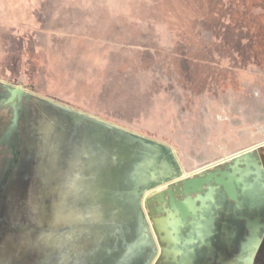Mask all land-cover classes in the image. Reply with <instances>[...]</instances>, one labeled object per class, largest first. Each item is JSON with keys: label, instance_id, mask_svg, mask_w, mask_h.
Here are the masks:
<instances>
[{"label": "rangeland", "instance_id": "obj_1", "mask_svg": "<svg viewBox=\"0 0 264 264\" xmlns=\"http://www.w3.org/2000/svg\"><path fill=\"white\" fill-rule=\"evenodd\" d=\"M263 163L264 0H0V264H171L153 196L234 165L178 248L247 264Z\"/></svg>", "mask_w": 264, "mask_h": 264}, {"label": "flooded vegetation", "instance_id": "obj_2", "mask_svg": "<svg viewBox=\"0 0 264 264\" xmlns=\"http://www.w3.org/2000/svg\"><path fill=\"white\" fill-rule=\"evenodd\" d=\"M264 165V163H263ZM234 170H237V175L239 177V180L241 182L245 172H247V168H236V166H233ZM230 175L233 174V172H229ZM239 182V184H240ZM206 185V190L203 194L198 192L197 194H187L184 197H182L187 204L188 210H189V216L184 218L179 213V210L171 209L169 206V203H163V210L161 213L153 214L152 216H149V221L152 226V229L155 231V234L157 235L158 242L164 243V246L161 248V252L166 255V257L169 258L171 256L172 260H170L171 264H181L182 262V253L179 251L178 244L181 243V237H180V228L183 225L184 220L187 219H193L197 216L198 210L202 208V204L206 202L208 198H212L215 185H219L223 188L221 184H215L213 182ZM225 191V189L223 188ZM236 198L238 197L239 192L241 189L238 188V185L236 186ZM226 195L229 197L228 193L225 191ZM148 195V194H147ZM233 199V200H236ZM232 199V198H230ZM199 201V202H198ZM243 218V217H242ZM245 218V217H244ZM162 223V224H161ZM161 225V226H160ZM244 226L247 230V236L246 238L241 242L239 254L237 256V259H241L243 262L249 264L254 263L258 260L259 255L264 254V239L260 238L258 236L259 228H261L262 224L258 221L257 218L249 219L245 218ZM253 250V253L249 254L246 252ZM232 258L226 260L224 264H231Z\"/></svg>", "mask_w": 264, "mask_h": 264}, {"label": "water", "instance_id": "obj_3", "mask_svg": "<svg viewBox=\"0 0 264 264\" xmlns=\"http://www.w3.org/2000/svg\"><path fill=\"white\" fill-rule=\"evenodd\" d=\"M10 94L11 97L9 100H12L14 97H17V99L20 100L24 95V92L20 86H15L10 89ZM230 171L233 172L232 175H230ZM237 173V170H234L232 167V170L216 169L204 175L201 174L198 176L182 178L180 185H175L174 188L168 187L165 190L159 191L153 196L158 202L155 210L157 213H161L163 210L162 204L168 202L171 209L177 208L184 219L189 216V210L186 201L183 198H178L177 196L182 195L184 197L187 194H197L204 189V186L211 182H214L215 184H221L228 193L229 197L235 199L237 194L236 186L239 185L240 182ZM150 199L145 203L151 208L152 204Z\"/></svg>", "mask_w": 264, "mask_h": 264}, {"label": "bare ground", "instance_id": "obj_4", "mask_svg": "<svg viewBox=\"0 0 264 264\" xmlns=\"http://www.w3.org/2000/svg\"><path fill=\"white\" fill-rule=\"evenodd\" d=\"M162 224V223H161ZM161 226V225H160Z\"/></svg>", "mask_w": 264, "mask_h": 264}]
</instances>
